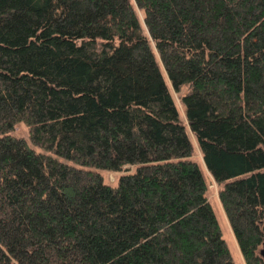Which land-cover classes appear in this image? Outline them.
Returning <instances> with one entry per match:
<instances>
[{
	"label": "trees",
	"instance_id": "1",
	"mask_svg": "<svg viewBox=\"0 0 264 264\" xmlns=\"http://www.w3.org/2000/svg\"><path fill=\"white\" fill-rule=\"evenodd\" d=\"M170 86L264 264V0H0V264H235Z\"/></svg>",
	"mask_w": 264,
	"mask_h": 264
},
{
	"label": "rangeland",
	"instance_id": "2",
	"mask_svg": "<svg viewBox=\"0 0 264 264\" xmlns=\"http://www.w3.org/2000/svg\"><path fill=\"white\" fill-rule=\"evenodd\" d=\"M170 92H171V95L177 105V108H178V111H179V117L180 119L186 123V130H187V133L189 134L193 144H194V148H195V155L193 156L196 160H198L203 168V170L205 171V174L207 176V180H208V190H207V197H208V200L209 202L211 203L212 205V208L215 212V215L217 217V220L219 222V225H220V229H221V232H222V237L223 239L225 240L229 250H230V253L232 255V258H233V261L235 262V264H245L243 258H242V255L240 253V250H239V247L237 245V242L235 240V237L233 235V232L231 230V227L229 225V222L227 220V217L223 211V208L221 206V203L219 201V198H218V191H219V186L213 181L212 177L209 176L208 172L206 171V169H204L203 167V163H202V160H201V153H200V150L198 148V145H197V142L193 136V134L191 133L190 131V128L188 127V123L186 121V117H185V113H184V109H183V106L180 102V94L176 93L173 88L170 86ZM185 91V89L182 91L181 94H183ZM14 135H17V136H21V137H25L27 139H29V133H28V127L27 125L20 121L18 122L16 125H15V128L12 132ZM32 145V144H31ZM33 146V145H32ZM37 151H40V152H45L47 153L46 150H43V149H40L36 146H33ZM53 155V154H52ZM53 157H55L57 160L61 161V162H65L67 163L68 160L64 159V158H60V157H56L53 155ZM134 169V166L132 165H129V166H126V170L125 172H130ZM100 173L104 176V180L105 182L109 183V184H115L116 183V180L119 176V172H109V171H106V170H100ZM262 248V246H261Z\"/></svg>",
	"mask_w": 264,
	"mask_h": 264
},
{
	"label": "water",
	"instance_id": "3",
	"mask_svg": "<svg viewBox=\"0 0 264 264\" xmlns=\"http://www.w3.org/2000/svg\"><path fill=\"white\" fill-rule=\"evenodd\" d=\"M259 253L262 257H264V243L262 244V248H260Z\"/></svg>",
	"mask_w": 264,
	"mask_h": 264
}]
</instances>
